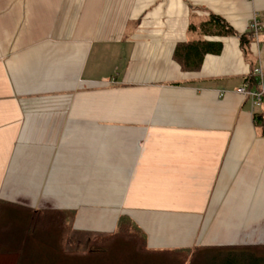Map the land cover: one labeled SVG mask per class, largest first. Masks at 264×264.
<instances>
[{"label": "crops", "instance_id": "crops-1", "mask_svg": "<svg viewBox=\"0 0 264 264\" xmlns=\"http://www.w3.org/2000/svg\"><path fill=\"white\" fill-rule=\"evenodd\" d=\"M211 14L235 34L191 29ZM197 39L222 50L185 70ZM259 66L264 0H0V200L76 211L78 243L122 215L153 250L264 243Z\"/></svg>", "mask_w": 264, "mask_h": 264}, {"label": "trees", "instance_id": "trees-1", "mask_svg": "<svg viewBox=\"0 0 264 264\" xmlns=\"http://www.w3.org/2000/svg\"><path fill=\"white\" fill-rule=\"evenodd\" d=\"M191 29L199 30L204 35L228 36L235 34L233 28L226 20L215 14H211L208 21L203 22L199 27L191 25ZM251 39L252 32L241 36L242 44L246 48ZM222 44L202 39L188 41L178 45L175 52V60L185 70H197L207 54H219ZM258 122L263 126L264 114H255ZM26 212L30 220L26 225L22 224L21 229L15 227L17 222L15 212ZM76 218L74 210L45 209L41 211L22 209L18 205L0 200V253L20 254V261L28 258L31 246L37 241L47 239V234L54 240L53 234L58 236L56 249L64 250L66 245L73 240V224ZM14 225V226H13ZM14 229V232L12 231ZM56 229V232H52ZM53 235V236H52ZM48 242V243H51ZM91 250H99L102 254H110L115 251L121 243L130 246L131 252L143 257H162L166 264H221L230 261L228 264H250L264 263V243L242 244L211 247L177 248L168 250H153L148 246L147 233L128 215L119 218L116 231L112 234H99L84 241ZM15 245V246H14ZM258 253L259 258L255 255ZM78 255V252L74 253ZM101 254V255H102Z\"/></svg>", "mask_w": 264, "mask_h": 264}, {"label": "rangeland", "instance_id": "rangeland-1", "mask_svg": "<svg viewBox=\"0 0 264 264\" xmlns=\"http://www.w3.org/2000/svg\"><path fill=\"white\" fill-rule=\"evenodd\" d=\"M17 222L15 221V227L21 229L22 224L26 225L30 220V216L26 212H15ZM14 226V225H13ZM56 229H52V232H56ZM14 232V229L12 230ZM47 239H42L37 241L31 246L29 250L28 258H25L26 264H166V260L162 257H141L135 255L131 252L130 246L126 243H121L115 251H112L110 254H102L99 250H92L94 256H92L91 250L88 249L86 242L82 243H71L62 251L56 249L55 246H58V242L53 241L51 236L47 234ZM53 238L55 241H58V236L56 234ZM52 235V236H53ZM51 242V243H48ZM15 246V245H14ZM78 252L77 254H74ZM102 254V255H101ZM259 258L258 253L255 255ZM222 260L225 262L221 264H228L230 261H226L225 257H222ZM23 263V264H25ZM250 264H264L252 262Z\"/></svg>", "mask_w": 264, "mask_h": 264}, {"label": "built area", "instance_id": "built-area-1", "mask_svg": "<svg viewBox=\"0 0 264 264\" xmlns=\"http://www.w3.org/2000/svg\"><path fill=\"white\" fill-rule=\"evenodd\" d=\"M261 25L256 18H254L249 30L253 36L258 38ZM245 99H250L254 108H262L264 106V69L259 66L253 71L249 81L237 89Z\"/></svg>", "mask_w": 264, "mask_h": 264}]
</instances>
